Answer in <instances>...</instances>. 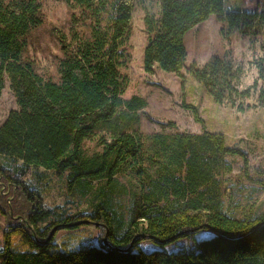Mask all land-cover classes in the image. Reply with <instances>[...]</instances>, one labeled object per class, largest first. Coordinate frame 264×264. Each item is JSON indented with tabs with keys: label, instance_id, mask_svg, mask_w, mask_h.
Returning a JSON list of instances; mask_svg holds the SVG:
<instances>
[{
	"label": "trees",
	"instance_id": "16d2710c",
	"mask_svg": "<svg viewBox=\"0 0 264 264\" xmlns=\"http://www.w3.org/2000/svg\"><path fill=\"white\" fill-rule=\"evenodd\" d=\"M62 1L70 31L55 28L62 57L54 81L25 58L30 33L44 23L42 0H0V96L8 77L17 104L0 127V212L7 227L0 264H264V212L236 218L224 210L230 199L222 185L226 157L242 158L247 174L246 153L227 146L222 134L206 131L197 107L186 102L182 107L203 133L132 132L148 106L138 96L123 98L135 0ZM212 16L226 25L221 33L227 39L239 31L254 43L264 32V11L226 10V0H160V15L144 16L145 72L158 67L184 80L185 70L219 104L236 107L239 99L256 95L255 105L239 104L238 111L264 107V57L254 60L258 77L244 91L237 88L240 69L230 49L202 66H186L187 34ZM102 128L109 138L89 157L85 142ZM66 173L69 187L105 181L112 188L115 178H127L129 216L106 197L90 213L62 215L45 225L52 210L43 183L49 174ZM83 226L100 230V245L57 249L60 231ZM202 231L212 236L197 241L196 250L164 249ZM15 236L28 250L14 249ZM145 241L158 248L143 250Z\"/></svg>",
	"mask_w": 264,
	"mask_h": 264
},
{
	"label": "rangeland",
	"instance_id": "374dc122",
	"mask_svg": "<svg viewBox=\"0 0 264 264\" xmlns=\"http://www.w3.org/2000/svg\"><path fill=\"white\" fill-rule=\"evenodd\" d=\"M44 23L32 30L28 37L25 58L32 61L39 74L45 79L58 81L57 63L62 57L59 42L55 36V28L62 29L65 34L70 31V16L66 4L62 0H42ZM226 10L248 12L264 11V0H226ZM160 15V0H135L133 16V34L127 47L132 56L129 68L122 70L129 77V86L123 98L133 96L144 98L148 106L139 112V123L133 125L132 132L149 134H201L203 127L194 121L190 111L182 107V103L197 107L201 118L205 121V129L211 133L224 136L227 146L237 148L248 156L249 168L244 173V162L238 156L226 157L227 169L222 176L223 188L229 193L225 199L224 210L231 216L243 218L257 216L264 212V107L238 111L237 106L256 104V95L248 99H239L237 106L219 104L214 101L207 89L183 70L184 80L155 67L153 73L144 70L143 56L147 42L144 26L146 12ZM226 25L216 16L198 25L189 32L185 39L188 51L186 66L192 63L204 65L213 55L223 56L229 49L233 52L234 61L240 69L237 88L244 91L258 77L254 60L264 57V32H260L255 42L239 31L229 39L221 33ZM184 88H182L183 84ZM17 109L16 100L10 89L8 77L0 96V127L9 113ZM174 124V125H173ZM109 133L100 129L90 140L85 142L86 155L91 157L101 151L100 140H108ZM44 201L52 210L51 217L44 223L52 222L60 216L92 212L94 206L108 197L109 204L129 216L132 206V188L127 178L118 176L112 188L105 181H92L86 186L73 184L69 187L68 173L63 178L49 174L43 183ZM230 200V201H229ZM7 230L5 216L0 212V252L4 247V232ZM209 231H202L194 237L185 238L164 249L169 252L180 250H196L197 241L211 237ZM100 230L95 226H83L76 230L60 231L55 243L57 249L64 251L78 250L90 245H100ZM19 236L14 237V249L28 250ZM140 247L145 251L157 249L149 241L142 242ZM1 261V259H0Z\"/></svg>",
	"mask_w": 264,
	"mask_h": 264
},
{
	"label": "water",
	"instance_id": "95a60500",
	"mask_svg": "<svg viewBox=\"0 0 264 264\" xmlns=\"http://www.w3.org/2000/svg\"><path fill=\"white\" fill-rule=\"evenodd\" d=\"M104 242L107 243V237H106V236H105V238H104Z\"/></svg>",
	"mask_w": 264,
	"mask_h": 264
}]
</instances>
